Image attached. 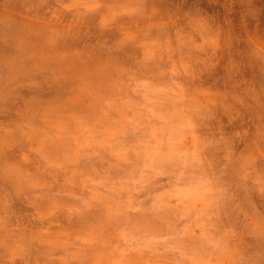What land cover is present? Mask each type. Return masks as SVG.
<instances>
[{
    "label": "clouds",
    "instance_id": "clouds-1",
    "mask_svg": "<svg viewBox=\"0 0 264 264\" xmlns=\"http://www.w3.org/2000/svg\"><path fill=\"white\" fill-rule=\"evenodd\" d=\"M0 264H264V0H0Z\"/></svg>",
    "mask_w": 264,
    "mask_h": 264
}]
</instances>
